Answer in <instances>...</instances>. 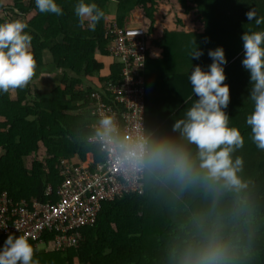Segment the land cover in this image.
<instances>
[{
  "label": "trees",
  "instance_id": "1",
  "mask_svg": "<svg viewBox=\"0 0 264 264\" xmlns=\"http://www.w3.org/2000/svg\"><path fill=\"white\" fill-rule=\"evenodd\" d=\"M56 2L62 9L59 16L39 12L34 0H0V21L25 18L35 67L50 65L60 74L57 83L55 76L41 84L32 77L25 87L0 94V192L15 200L44 201L46 185L54 190L61 181L62 158L74 155V163L87 161L91 169L102 159V151L87 137L93 132L89 125L97 120L90 114L96 101L91 93L100 92L108 103L105 86L119 79L120 64L111 61L106 68L102 61L108 56L106 27L113 20L119 26L130 24L136 14L139 18L134 21L145 28L149 39L143 71L145 134L176 136L171 131L174 119L182 117L195 99L187 81L191 64L206 69L211 63L208 50L223 47L227 61L223 83L229 86L224 111L229 125L244 137L235 155L243 158L239 175L247 186L239 193L225 194L220 207L228 211L241 201L247 205L226 230L238 245L242 264H264V150L251 142L245 124L252 104L240 39L245 30L264 29V22L257 26L245 16L253 8L264 20V0H86L104 12L93 30L87 19L78 22L74 15L77 0ZM161 3L179 12L178 28L155 27ZM180 13L189 16L188 24L184 20L182 24ZM194 40L203 51L198 59L189 56ZM208 207L199 190L178 191L144 177L141 193L102 202L96 222L81 228L77 247L38 250L29 243L39 264H170L171 250L193 237L194 217ZM7 236L0 235V246Z\"/></svg>",
  "mask_w": 264,
  "mask_h": 264
},
{
  "label": "clouds",
  "instance_id": "2",
  "mask_svg": "<svg viewBox=\"0 0 264 264\" xmlns=\"http://www.w3.org/2000/svg\"><path fill=\"white\" fill-rule=\"evenodd\" d=\"M34 5L41 13L62 14L56 0H34ZM73 12L78 22L88 20L90 30L104 16L94 2L86 0H77ZM245 16L257 26L264 22L253 8ZM27 27L19 18L0 21V94L25 87L34 75L32 36ZM240 39L244 50L241 64L249 73L248 99L252 104L245 124L250 127L251 142L264 150V29L245 30ZM192 43L190 59H198L203 51L195 40ZM207 55L211 63L206 69L191 64L187 81L195 99L182 117L174 119L171 131L175 137H154L139 128L122 135L112 112L99 113L90 137L122 172L142 175L178 191L199 190L208 199V209L194 217L193 237L171 250L170 264H242L238 245L226 229L247 205L241 201L225 211L220 204L225 194L239 193L247 186L239 175L243 158L235 155L244 137L229 125L224 111L229 86L223 83L227 63L223 47L209 49ZM33 251L24 235L9 234L0 246V264H39Z\"/></svg>",
  "mask_w": 264,
  "mask_h": 264
},
{
  "label": "built area",
  "instance_id": "3",
  "mask_svg": "<svg viewBox=\"0 0 264 264\" xmlns=\"http://www.w3.org/2000/svg\"><path fill=\"white\" fill-rule=\"evenodd\" d=\"M106 34L109 37L108 56L120 64L119 79L108 81L105 86V92L110 95L108 103L102 100L100 92L91 93L96 101L90 106V114L98 117L100 112L115 113L122 135L138 128L144 132L143 71L149 50L145 28L139 23L119 26L113 20L107 25ZM151 54L150 51L148 55ZM95 125L89 127L93 130ZM91 135L87 137L89 143H92ZM102 153V159L92 169L87 161L74 163L62 158L61 181L54 190L46 185L44 196L47 199L44 201L34 197L15 200L7 192H0V227H4L0 228V235H24L34 246L54 251L77 247L81 228L96 222L102 202L124 194L141 193L143 189L144 176L122 172ZM47 237L50 238L46 242Z\"/></svg>",
  "mask_w": 264,
  "mask_h": 264
},
{
  "label": "rangeland",
  "instance_id": "4",
  "mask_svg": "<svg viewBox=\"0 0 264 264\" xmlns=\"http://www.w3.org/2000/svg\"><path fill=\"white\" fill-rule=\"evenodd\" d=\"M2 1H5V2H8L9 0H2ZM164 3V2H163ZM159 4L158 5V10H157V13H156V17H155V27H159L160 30L161 29H176L178 28L179 24L176 22L178 16H179V12L174 10L173 8H167V5L165 4ZM173 10V12H172ZM166 14V15H165ZM181 14V13H180ZM110 17L113 16L112 13H110L109 15ZM181 20H182V24H183V20H184V23L185 24H188V18L189 16L185 15V14H181ZM16 18H19V19H24L25 18H20V17H16ZM136 19H134V17L132 16L131 18V23H136L135 21L138 20L139 17H135ZM23 20V21H24ZM135 20V21H134ZM188 29V25L186 27ZM191 28V25L189 24V29ZM48 53L45 54L44 56V59H45V62H47L49 60V56H47ZM44 70L47 69V70H50L52 67L50 65H45V67H42ZM96 78L94 77V80ZM44 247L43 246H39V250H43ZM53 251V250H52Z\"/></svg>",
  "mask_w": 264,
  "mask_h": 264
},
{
  "label": "crops",
  "instance_id": "5",
  "mask_svg": "<svg viewBox=\"0 0 264 264\" xmlns=\"http://www.w3.org/2000/svg\"><path fill=\"white\" fill-rule=\"evenodd\" d=\"M139 17L138 15L135 14V17ZM136 19V18H135ZM102 61H104L105 63V67L107 68L109 63L112 61V59L109 57V56H106L105 58H102ZM42 67H35V71H34V75L33 77L35 78V80L41 84L43 82L46 81V79L50 76H55L53 79H55V83L58 82V80L60 79V74L59 72L57 73H54L53 71L50 70H47L45 69L46 71H42L41 69ZM69 161H74L73 159H76V157L74 155L70 156L69 157ZM32 198V197H31ZM35 198V197H34ZM34 246V244H33ZM35 247V246H34ZM36 249H39V246L35 247Z\"/></svg>",
  "mask_w": 264,
  "mask_h": 264
}]
</instances>
